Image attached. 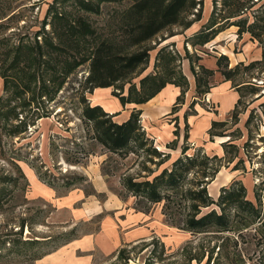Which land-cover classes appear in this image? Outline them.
<instances>
[{"label": "rangeland", "instance_id": "rangeland-1", "mask_svg": "<svg viewBox=\"0 0 264 264\" xmlns=\"http://www.w3.org/2000/svg\"><path fill=\"white\" fill-rule=\"evenodd\" d=\"M88 1L98 5L97 12L84 10L79 0H0V264H264V226L259 227L264 219V60L243 68L262 58L257 37L264 39V0H202L200 7L183 12L179 23L132 47L149 52L139 68L91 93L86 55L97 38L72 33L61 39L50 25V11L82 14L96 37L110 33L121 49L128 47L122 11L132 0ZM8 12L12 16L3 18ZM245 26L251 31H241ZM21 44L18 61L30 63L31 78L11 63ZM38 45L51 56L41 55ZM27 49L34 60L25 59ZM222 54L229 68L238 66L231 81L216 70ZM200 65L215 69L213 76L196 75ZM145 75L167 82L136 103L132 100L141 94ZM197 79L215 94L235 92L238 103L226 110L227 97L219 103L213 93H200ZM82 96L115 120L139 110L146 145L126 155L103 152L85 133ZM152 102L159 116L149 113ZM213 119L223 124L211 128ZM162 126L173 139L161 146L153 135ZM152 147L168 154H155ZM185 154H197L205 164L186 173L182 187L194 189L201 181L213 200L197 215L220 211L221 188L240 180L261 221L237 236L172 226L161 203L144 211L149 203L125 186V178H151ZM16 166L23 178H7L16 175Z\"/></svg>", "mask_w": 264, "mask_h": 264}, {"label": "trees", "instance_id": "trees-1", "mask_svg": "<svg viewBox=\"0 0 264 264\" xmlns=\"http://www.w3.org/2000/svg\"><path fill=\"white\" fill-rule=\"evenodd\" d=\"M79 1L80 7L84 10L97 12L99 9L98 5L93 6L88 0ZM94 1L97 4L100 1L110 0ZM201 3L202 0H132L122 11L124 23H122L121 29L123 30L122 35L125 36V40L128 42V47L121 49L117 44L119 41L110 33H104V35L96 37L97 32L95 27L82 14L69 16L61 11L52 10L50 11V25L53 31L59 34L61 39L66 34L72 33H76L81 38H97L89 54L86 55V58H88V73L85 77V82L87 83V91L91 93L97 87H108L114 85L117 81H122L128 73H132L139 68L148 59L149 52L146 48L134 49L132 47L152 39L159 33L165 32L171 25L180 22L183 12L195 8L197 5L200 7ZM10 13H4L2 15L3 18L9 19L12 16ZM43 23H46V18L43 20ZM244 29L251 31L246 26L245 28H241V31ZM253 37L256 38L254 35ZM257 40L264 47V39L261 40L260 37H257ZM43 42L49 43L48 47L51 46L48 38H44ZM22 46L24 47L25 45L21 44L15 48V59L11 63L14 66L18 65L16 67L20 65L24 67L25 71H29L27 78H31L33 77V72L27 68V66H30V63L24 64L22 61H18ZM38 47L41 55L51 56L49 50L44 51V49H41V45H38ZM75 51L79 52L80 49L76 48ZM26 53L25 59L29 61L34 60V54L30 49H27ZM84 59V57L74 59L72 64L65 70V73L69 72L74 65ZM262 59L264 60V48L262 58L244 64L243 68L248 69L249 67H253L255 64H259ZM216 64V70L220 71L224 80L231 81L238 70V66L234 68L228 67V59L224 54L218 56ZM200 66L199 73L197 71L196 75L201 73L200 76L202 77V72H205L213 76L215 69L207 68L203 65ZM3 77V88H5L7 82L6 77ZM157 77L146 75L141 77L139 89L141 94L132 101L136 103L143 102L164 86L167 81L160 76L159 79ZM198 79L197 86L200 88L203 85L199 92H208L210 90L208 83L202 84ZM26 82L28 81L26 80ZM251 91L256 92V89L253 88ZM261 95L258 94L256 97ZM81 101L83 105L80 117L86 124L85 133L89 135L94 145H99L103 149V152L126 155L133 151V149L142 148L146 145L147 136H145L146 132L140 124L139 110L131 111L122 120H115L113 119V115L100 104L86 102L85 96L81 97ZM123 101L121 98V102ZM220 123L223 124V121L213 119L211 121V128L216 127ZM261 137V140L264 142V135ZM151 151L158 155L164 153L157 151L154 147L151 148ZM164 154L167 155L168 153ZM163 162L160 161L158 165H161ZM201 164H205V161L203 158L200 160L197 154H185L184 156L174 158L170 163L169 169V166H164L151 178L145 176L144 179L136 180L127 176L124 183L140 199L149 203L144 211H149L151 204L161 203V213L172 226L191 232L207 231L210 230L209 228H215L216 231H220L221 233L235 232L237 236H242L243 229L249 227L257 220H261L257 205L246 197V187L240 180H234L230 185L221 188V192L216 200L220 211L211 209L197 215L200 206H207L213 200L201 181L197 183L194 189H184L182 187V178L186 176V173L192 171L193 167L196 168ZM15 168L16 175L12 176L9 174L6 175L7 178H14V180L17 177L23 178L24 175L19 166ZM0 179L3 180V168L0 170ZM0 189L2 192V188ZM183 201H190V204L182 207V204L179 203ZM259 225L260 228L264 226V219H262Z\"/></svg>", "mask_w": 264, "mask_h": 264}, {"label": "crops", "instance_id": "crops-1", "mask_svg": "<svg viewBox=\"0 0 264 264\" xmlns=\"http://www.w3.org/2000/svg\"><path fill=\"white\" fill-rule=\"evenodd\" d=\"M208 92H209V94L213 93L212 95H214L213 96L214 99H217L219 101V103L221 101H223L224 98L227 97L228 105L226 107V110H228L236 101L235 92H233V91H230L229 93L222 94V95H220L219 93L215 94V92H212V89H211V91H208ZM151 105H153V106H149L150 107L149 108V110H150L149 113L153 114V116H157V115L159 116V114L157 113L159 111V110H157V109H159L157 107L158 104L155 103V102H152ZM154 106H156V107H154ZM219 108L221 109L220 104H219ZM225 111H222V112H225ZM210 119H212V118H210ZM153 136L155 138H157L158 136L160 137L159 143L161 144V146L163 144H166V142H168V141L173 139V136H172L171 131L169 130L168 126H165V127L162 126L161 128L157 129L155 135H153ZM171 136H172V138H171Z\"/></svg>", "mask_w": 264, "mask_h": 264}]
</instances>
